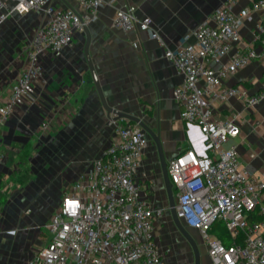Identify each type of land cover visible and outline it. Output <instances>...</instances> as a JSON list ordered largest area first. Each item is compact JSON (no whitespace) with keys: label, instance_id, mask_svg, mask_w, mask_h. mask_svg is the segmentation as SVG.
<instances>
[{"label":"crops","instance_id":"obj_1","mask_svg":"<svg viewBox=\"0 0 264 264\" xmlns=\"http://www.w3.org/2000/svg\"><path fill=\"white\" fill-rule=\"evenodd\" d=\"M106 1L113 4L102 7L98 20L87 27L91 39L89 55L99 84L110 107L140 119L160 139L168 172V163L181 152L196 148L200 153L203 140L199 128L181 120L174 92L184 78L166 59V51L183 45L184 37L192 35L227 0ZM248 4L247 0L241 1L236 11ZM50 6L75 7V1L51 0ZM128 6L136 8L139 19L153 20L162 43L147 33L114 27L117 10ZM263 16L262 11L252 14L242 29L244 39L253 40ZM45 21L44 11H33L25 16L15 15L0 26L1 99L7 98L23 72L22 51L34 41ZM189 42H194V38ZM87 43L84 30L62 55H45L44 77L36 83L34 94L0 129V154L4 156L0 194L9 187L13 192L0 207V264H28L46 245L50 239L46 227L64 197L73 185L88 176L94 162L117 139L112 123L115 116H108L93 82L85 56ZM225 84L242 85L255 94L264 85V66L252 63ZM217 111L222 117L230 111L241 115L242 135L233 143L240 153L242 168L264 181V103L247 110L233 98L219 104ZM43 124L48 125L46 130ZM164 170L157 144L148 136L137 180L146 188L150 202L164 212L156 224V242L168 264H196L194 250L174 220ZM25 171L30 177L22 185L17 180ZM169 183L177 203L170 177ZM26 207L30 209L28 221L32 229L43 227L47 237L44 245L31 248L30 260L28 227L22 220L19 230H14L19 211ZM7 208L12 211L10 214L5 211ZM182 225L192 237L199 233Z\"/></svg>","mask_w":264,"mask_h":264},{"label":"built area","instance_id":"obj_2","mask_svg":"<svg viewBox=\"0 0 264 264\" xmlns=\"http://www.w3.org/2000/svg\"><path fill=\"white\" fill-rule=\"evenodd\" d=\"M75 7L54 9L51 0H0V26L15 15L44 11L46 21L34 41L25 47L23 72L6 99L0 98V129L34 94L44 77L43 57L60 56L78 33L98 20V13L113 1L74 0ZM227 0L166 59L183 76L174 99L181 120L199 128L202 150L181 152L168 163L178 218L203 237L211 264H264V181L242 168L234 141L242 135L241 115L222 117L218 105L238 99L245 109L264 103V85L252 94L242 85L225 81L252 63L264 66V16L246 40L242 29L254 12L264 13V0ZM114 27L161 37L150 17L139 19L136 8L118 9ZM194 38V42H189ZM227 59V62L224 60ZM213 64L219 65L218 68ZM117 139L93 164L87 177L64 197L47 225L49 241L28 264H168L156 242V224L163 210L149 200L137 180L148 133L138 124L112 121ZM48 128L47 124L42 125ZM4 156L0 154V169ZM260 208L263 220H249ZM29 213V212H28ZM223 223L232 245L212 233Z\"/></svg>","mask_w":264,"mask_h":264},{"label":"water","instance_id":"obj_3","mask_svg":"<svg viewBox=\"0 0 264 264\" xmlns=\"http://www.w3.org/2000/svg\"><path fill=\"white\" fill-rule=\"evenodd\" d=\"M85 31H86L87 36H88V43H87V47H86V51H85V56H86V59H87V62H88L89 68H90V72H91V75L93 78V82H94L96 89L98 91L101 103H102L104 109L107 111L108 116L110 118H112V116H115L114 117L115 121L125 119V120H129L130 122H133L135 124L140 125L148 133V135L156 142L160 156H161V159H162V162H163V165H164V169H165L164 174H165V178H166V182H167L168 192H169V196H170L171 210H172L174 220L176 222L178 229L180 230L182 235L186 238V240L188 241V243L190 244V246L194 250V253L196 255V260H197L196 264H201L198 247H197L193 237L190 235V233L182 225V222L180 221V219L178 218V215H177L176 199H175L174 193L172 192V189H171V186L169 183V175H168V172L166 171L165 161H164L163 154H162V147H161L160 139H158V137L155 135V133L151 129H149L140 119L135 118L133 116H130L128 114L119 112V111H117L114 108L109 106V104H108V102L104 96V93L102 91V88L99 84L98 77H97L96 71L94 69V66L92 64V61L90 59L89 47H90L91 39H90V35L88 34L87 28L85 29Z\"/></svg>","mask_w":264,"mask_h":264},{"label":"rangeland","instance_id":"obj_4","mask_svg":"<svg viewBox=\"0 0 264 264\" xmlns=\"http://www.w3.org/2000/svg\"><path fill=\"white\" fill-rule=\"evenodd\" d=\"M25 173L26 174L24 176L22 175L21 177H25L26 182H28V178L27 177H30V175H29L28 171H25ZM22 174H23V172H22ZM21 177H19L17 181H20ZM11 191H12V189L10 187L5 190V194H7V198H9L11 193H13ZM1 194H3V193H1ZM28 210H30V209L28 207H26L24 209H21V211H19L20 212L19 213L20 219H19V217L17 218L18 221L16 220L17 223H16V228H14V230H16V231L19 230L18 228L20 227V221H22V220H23V225L26 224V226L28 227L27 233L29 235L28 242H29V248H30L29 249V254H28L29 255L28 259L30 260L31 257H32V251H33L32 249H34V248L37 249V248L41 247L42 245H44L46 243V238L47 237H46L45 231L43 230V227H41L40 229L37 228L36 230L32 229V225L28 221L30 219ZM5 211L7 213H9V214L12 212V211L10 212L9 208H7V210H5ZM16 214H18V212H16ZM13 218H16V217L13 216ZM193 239H194V241H195V243H196V245L198 247L201 264L205 263L206 260H210L208 252H207L206 243H205L203 237L200 235V233L194 235ZM210 262H211V260H210Z\"/></svg>","mask_w":264,"mask_h":264},{"label":"trees","instance_id":"obj_5","mask_svg":"<svg viewBox=\"0 0 264 264\" xmlns=\"http://www.w3.org/2000/svg\"><path fill=\"white\" fill-rule=\"evenodd\" d=\"M26 179L24 178H20V184H25ZM7 200V194H0V207L2 205L5 204ZM249 220L250 221H262L263 220V216L261 214V210L260 208H257L254 212L249 214ZM212 233L215 234L216 236H218L226 246H230L232 245V241L228 236L227 230L225 228V226L223 225V223H218L216 226H214Z\"/></svg>","mask_w":264,"mask_h":264}]
</instances>
